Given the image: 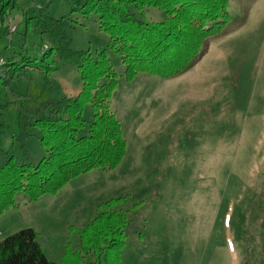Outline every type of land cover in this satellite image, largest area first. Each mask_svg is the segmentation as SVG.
<instances>
[{
	"label": "rangeland",
	"instance_id": "rangeland-1",
	"mask_svg": "<svg viewBox=\"0 0 264 264\" xmlns=\"http://www.w3.org/2000/svg\"><path fill=\"white\" fill-rule=\"evenodd\" d=\"M69 11L66 0H17L0 22V76L11 77L0 91L1 147L19 162L27 154L36 165L45 154L37 131L23 147L13 138L17 114L45 115L44 107L76 96L82 86L76 66L56 55L50 73L17 67L26 58L38 62L51 47L38 33V15L67 18L75 51L95 56L109 44L96 16L72 14L71 21ZM132 11L146 21L163 20L157 9ZM227 13L224 33L170 80L139 74L128 83L120 57L108 50L117 75L109 107L125 156L116 168L81 174L54 195L28 201L18 193L16 207L0 215V240L33 229L47 260L60 263L79 249L78 231L98 205L124 197L120 208L133 219L122 264H262L264 0H228ZM91 117L87 105L83 119Z\"/></svg>",
	"mask_w": 264,
	"mask_h": 264
},
{
	"label": "trees",
	"instance_id": "trees-1",
	"mask_svg": "<svg viewBox=\"0 0 264 264\" xmlns=\"http://www.w3.org/2000/svg\"><path fill=\"white\" fill-rule=\"evenodd\" d=\"M70 16H96L98 28L109 37L107 49L92 56L88 51L71 49L66 35L69 21L39 14L38 33L47 37L51 47L40 60L22 59L20 66L50 73L51 57L76 66L82 86L78 94L52 102L35 117L17 114L21 143L37 131L44 157L30 163L27 154L19 162L1 147L0 122V215L16 207L15 196L22 193L28 201L54 195L69 181L94 169L112 170L122 161L126 143L119 120L109 109V100L117 87V75L108 61L107 51L120 57L124 79L128 83L139 74L170 80L186 72L203 53L207 42L221 36L230 23L228 0H66ZM41 5V3H40ZM17 7V0H0V22ZM41 9V6H40ZM148 9L163 12L161 22L146 21ZM72 21V20H71ZM25 61V62H24ZM10 78L0 76V91ZM91 108V120L83 119L85 106ZM4 106H0V117ZM125 198H113L97 207L92 221L79 229V249L60 263L47 260L37 233L19 230L0 240V264H122L126 229L133 216L120 206ZM264 264V235L260 248ZM66 254V256H69Z\"/></svg>",
	"mask_w": 264,
	"mask_h": 264
},
{
	"label": "crops",
	"instance_id": "crops-1",
	"mask_svg": "<svg viewBox=\"0 0 264 264\" xmlns=\"http://www.w3.org/2000/svg\"><path fill=\"white\" fill-rule=\"evenodd\" d=\"M53 18H55V17H53ZM137 78V77H136ZM109 109H110V107H109ZM114 115V114H113ZM115 116V115H114Z\"/></svg>",
	"mask_w": 264,
	"mask_h": 264
}]
</instances>
